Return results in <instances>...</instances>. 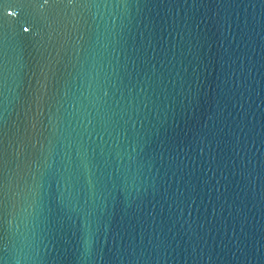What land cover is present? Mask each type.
Returning <instances> with one entry per match:
<instances>
[{
  "label": "water",
  "instance_id": "1",
  "mask_svg": "<svg viewBox=\"0 0 264 264\" xmlns=\"http://www.w3.org/2000/svg\"><path fill=\"white\" fill-rule=\"evenodd\" d=\"M107 2L48 9L30 36L0 13V25L21 32L9 31L0 49V264H264V0ZM118 18L126 28L105 50L95 32ZM104 89L114 109L134 105L139 116L122 159L113 152L109 161L120 182L87 192L96 204L87 247L80 184L70 189L56 251L45 252L40 229L24 220L29 190L43 182L56 193L42 174L75 154ZM133 148L140 168L129 166Z\"/></svg>",
  "mask_w": 264,
  "mask_h": 264
},
{
  "label": "snow or ice",
  "instance_id": "2",
  "mask_svg": "<svg viewBox=\"0 0 264 264\" xmlns=\"http://www.w3.org/2000/svg\"><path fill=\"white\" fill-rule=\"evenodd\" d=\"M123 6L127 7V0H122ZM139 3V0H137ZM121 3H114L113 7L119 8ZM147 7L148 5L145 4ZM196 6V5H194ZM231 6V5H228ZM53 7H64L72 9H99L107 8V0H0V13L8 18L16 17V23L22 30V33L31 35L35 32L45 19L47 10ZM28 25V27H25ZM126 25L119 20L114 22L109 19L108 22H101L95 32V42L103 49L108 50L113 35L122 36ZM102 29V31L100 30ZM11 31L17 36H21V32H17L15 28L9 30L0 25V49L6 42L7 34ZM103 41V42H102ZM120 43L119 40L116 41ZM139 83V81H138ZM151 87L148 78L143 82ZM4 84V70L0 69V86ZM141 92H144L143 84H140ZM109 90L104 89L102 95H98L96 101L95 115L91 113L85 117L87 123L83 126L80 133H77V150L73 156L68 157L67 164L62 171H55L49 165L48 169L42 174V181L50 177L56 184V193L50 190L45 192L44 183L34 185L29 194L34 199L29 202L32 213L24 217L26 223H31L34 227L40 229L39 243L45 252L51 249L56 251L59 243L58 234L62 233L63 226L68 220L65 207L71 204V192L80 184V192L83 198L81 206L77 201V211L84 217V226L82 229L81 241L87 247L93 240V233L90 230V221L96 212L95 200L91 202L87 198V192L91 190L93 195L96 191L103 192L110 186H115L120 182V176L107 171L111 155L115 152L117 158H120V142L127 137V126L135 127L134 121L139 120V116L133 109L131 111L125 108H113L108 103ZM38 98V97H37ZM119 102H117L118 104ZM91 117V118H88ZM142 123V121H141ZM75 131V130H73ZM95 137V139H93ZM107 137V139H105ZM109 141H112L109 144ZM143 141L137 134L134 137L136 148H139ZM136 148L132 149L135 153H129V166L135 163L137 168L142 166L139 160V152ZM8 165V146L6 143V134L0 138V171L6 172ZM95 167L96 173L91 174L92 168ZM87 171L89 175L84 176ZM117 172L120 170L117 169ZM122 174V173H121ZM51 186L49 185V188ZM0 194L3 195L4 201L7 200L8 183L6 176L0 180ZM6 207V205H5ZM100 217L96 216V221ZM6 224L3 213H0V228Z\"/></svg>",
  "mask_w": 264,
  "mask_h": 264
}]
</instances>
